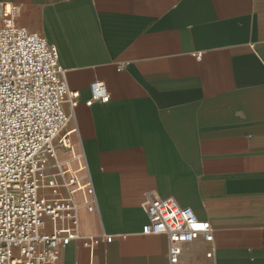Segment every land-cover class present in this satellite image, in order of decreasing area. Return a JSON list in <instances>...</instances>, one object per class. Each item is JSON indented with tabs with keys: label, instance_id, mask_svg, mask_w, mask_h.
<instances>
[{
	"label": "crops",
	"instance_id": "obj_1",
	"mask_svg": "<svg viewBox=\"0 0 264 264\" xmlns=\"http://www.w3.org/2000/svg\"><path fill=\"white\" fill-rule=\"evenodd\" d=\"M0 3L57 47L78 92L67 129L97 198L80 231L113 236L94 264H168L166 235L141 232L152 190L213 228L212 244L183 245L177 264H264V0ZM94 80L110 98L86 105ZM89 255L73 240L60 264Z\"/></svg>",
	"mask_w": 264,
	"mask_h": 264
},
{
	"label": "built area",
	"instance_id": "obj_2",
	"mask_svg": "<svg viewBox=\"0 0 264 264\" xmlns=\"http://www.w3.org/2000/svg\"><path fill=\"white\" fill-rule=\"evenodd\" d=\"M17 12V5L0 3V264H60L73 240L94 264L96 246L113 236L80 231L81 211L95 212L97 198L83 146L72 138L76 128L67 129L78 92L67 85L57 47L18 25ZM89 93L86 105L110 98L99 80ZM143 210L141 232L166 235L168 264H177L183 245L199 237L213 242L211 223L191 206L152 190Z\"/></svg>",
	"mask_w": 264,
	"mask_h": 264
},
{
	"label": "snow or ice",
	"instance_id": "obj_3",
	"mask_svg": "<svg viewBox=\"0 0 264 264\" xmlns=\"http://www.w3.org/2000/svg\"><path fill=\"white\" fill-rule=\"evenodd\" d=\"M194 227H201V228H202V227H204V226H203V225H195Z\"/></svg>",
	"mask_w": 264,
	"mask_h": 264
}]
</instances>
